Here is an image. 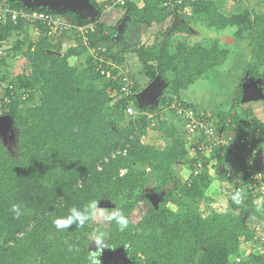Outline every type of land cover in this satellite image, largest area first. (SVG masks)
Returning a JSON list of instances; mask_svg holds the SVG:
<instances>
[{
	"label": "trees",
	"instance_id": "obj_1",
	"mask_svg": "<svg viewBox=\"0 0 264 264\" xmlns=\"http://www.w3.org/2000/svg\"><path fill=\"white\" fill-rule=\"evenodd\" d=\"M88 1L102 11L99 0ZM161 1L129 2L117 9L136 25L150 27L170 16L181 18V10L193 22L202 17L210 28H234L238 38L247 33L250 58L244 73L264 79V0L260 13L246 6L230 14L221 12L214 0H186L170 9L162 7ZM0 6L49 14L73 26L92 21L72 10L57 13L49 5L30 6L22 0H0ZM5 14L0 23V116H8L11 134L0 132V264H87L93 226L76 229L73 225L59 232L52 222L67 215L69 208H82L93 199L114 205L128 217L138 203L146 202L142 216L130 220L125 232H119L114 223L108 225L109 248L104 250L121 251L125 264H232L241 255L242 245L259 250L257 225L264 221V213H256L257 225L251 227L252 198L241 206L229 199L240 184L247 191L253 182L252 169L230 170L226 146L207 153L203 144L190 156L193 151L173 106L189 105L201 111L183 101L181 91L223 64L230 54L227 47L217 41L210 45L180 42L171 53L172 36L189 32L187 23L166 29L151 45L124 47L123 52L136 54L143 73L142 80L131 75L134 85L125 95L118 69L103 64L105 72L97 70V61L73 27L62 33L72 34L74 45L61 50L55 43L60 34L49 35L46 22L21 14L13 20L9 12ZM114 29L96 21L95 31L89 34L90 46L120 65L124 60L121 51L112 50L118 44ZM34 30L39 33L36 39ZM4 43L11 47L5 50ZM72 56L81 57L80 64H70ZM15 62L20 72H12ZM158 79L165 82L167 95L161 106L145 105L143 112L129 117L127 104L138 107L137 94ZM33 92L40 100L29 105ZM261 93L264 100V83ZM241 96L239 85L231 109L211 116L217 119L218 130L233 132L232 141L250 139L257 129L259 140L253 142L261 150L264 124L250 107L240 108ZM163 107L168 110L165 116L160 114ZM149 126L163 141L161 148L144 142ZM180 165L192 171L189 179L177 176ZM210 169L225 181L222 187L228 183L232 187L224 190L227 211L203 215L187 208L185 202L203 198L213 180ZM150 183L153 193L161 196L157 202L145 195ZM12 204L21 205L18 218L10 210ZM69 245L73 246L71 252ZM246 259L264 264L259 253Z\"/></svg>",
	"mask_w": 264,
	"mask_h": 264
},
{
	"label": "rangeland",
	"instance_id": "obj_2",
	"mask_svg": "<svg viewBox=\"0 0 264 264\" xmlns=\"http://www.w3.org/2000/svg\"><path fill=\"white\" fill-rule=\"evenodd\" d=\"M86 0H75L72 3H69V6L73 10L82 9L83 7L88 8L89 6L85 5ZM139 0L137 3H140ZM186 1V0H185ZM218 6V9L225 13L230 14L233 12H239L246 6H250L253 8V11L260 13L263 9L261 4V0H214ZM115 10H118L116 7L110 10H100L94 9L92 19L100 20L102 23H109L111 26H116L119 21L122 19L123 12L121 11L120 14L115 13V16L109 17V14ZM58 13L62 12V10L55 9ZM182 13V17L178 18L177 16L173 17L170 16L168 19L163 21L159 24H154L153 26L147 27L145 25H136L131 22L130 19H126V23H128V28L123 34V32H119L117 34L116 39L118 40V44L115 45L112 50L113 51H121L122 59L123 60V68L128 70V72L134 76L136 79L139 75L143 76L142 73V64L138 62L136 59V54L131 53L129 51L123 52L124 47H138L141 45H151L160 38V34L168 29H172L178 23H187L189 32L179 33L171 38L170 42V51L174 53L176 50V45L180 42L194 44L195 42H200L205 45H210L214 41H217L221 46L227 47L230 51L229 57L227 60L215 68L211 69L207 75L203 78L197 79L193 84H191L188 88L181 91V99L185 101L187 104H192L197 107L198 110H201L204 113H209L212 115H218L219 111H227L230 110L232 107V103L235 97V92L237 87L240 85L241 87V101H240V108L249 107L248 103L254 102L255 109L258 110L259 116L264 119V100L260 98V96L255 99L257 95L261 93V85L264 83L263 78H253L244 73V67L247 64V61L250 58L249 54V47H248V40H247V33L243 35L241 38H238L233 35L234 28H226V29H215L206 26L205 20L200 17L197 18L196 21H192L188 18V15L180 10ZM105 14L107 17H104ZM123 18V19H124ZM106 23V24H107ZM4 49L10 48V43H4ZM4 50V51H5ZM123 50V51H122ZM132 64H131V63ZM16 63V64H15ZM14 63V68L12 69L14 73L20 72L19 64L17 62ZM78 64V63H74ZM141 64V66H140ZM130 68H133L131 70ZM145 83V82H144ZM165 82L161 79L155 82L154 91L153 93H148L147 95H142L140 92L137 94V100L139 101V106L135 107V111L137 114H140L141 107L148 105L153 109L157 108L159 105L161 106V99L166 97L167 95L164 93ZM1 91V88H0ZM33 100L29 103V105H33L39 102L40 98L39 95L33 92ZM262 100V101H260ZM245 104L247 106H245ZM258 105V106H256ZM254 109V106L251 105ZM163 107V111L160 114L164 113V116L168 114V110ZM135 113V114H136ZM157 113V112H155ZM133 116H129L133 118ZM149 117H152V114H148ZM127 117L126 119H130ZM176 120V119H175ZM177 121V120H176ZM147 130L146 136H148L147 142L151 145L156 146L157 148H161L163 146V141L159 140L156 136V130L151 128ZM0 132L3 136H7L11 134V130L9 127V118L8 116H0ZM222 133V132H221ZM223 134V133H222ZM227 136V134H226ZM228 137V136H227ZM145 140V139H144ZM145 142V141H144ZM191 145L194 147V151L190 152V156H193L192 153H197L198 151V144L196 141H191ZM190 145V146H191ZM189 146V147H190ZM207 149V148H206ZM211 150L207 149V153ZM229 169H239L242 167L241 161L242 158H236L235 154H229ZM263 167V166H262ZM264 169V167H263ZM177 176L183 180L189 179L192 171L183 165L177 166L176 168ZM211 175L213 176V180L211 184L204 190V196L202 199L195 200V201H186V207L190 209L197 210L201 212L203 215H210L216 212H225L228 210V203L224 196L225 188H231L232 185L228 183L227 186L222 187L221 183L225 181H220L217 179L216 174L211 169L209 170ZM232 176L235 177L232 173ZM152 183V182H151ZM151 183L146 187V197L150 200L157 202L161 196L158 194H154L152 191ZM169 187V186H168ZM146 202L138 203L134 210L130 214V220L136 221L138 220L145 208L147 207ZM98 207L105 210V213L112 211L115 209V206L110 203L100 202L98 203ZM173 209L176 208L175 205H172ZM256 213L253 211V215L251 214L248 219V224L252 227L257 225V217ZM261 221L258 222L260 224ZM94 230L104 231L107 237V230L109 223L104 221L101 218H97V220L90 223ZM260 227L261 225H257ZM88 248L91 251L96 250V245L94 242H91V237L89 235ZM251 255H255L258 252L255 250H250L249 247L242 245L240 249V256L243 258L244 255L250 253ZM234 259V258H233ZM102 264H125L127 261L125 260L123 254L119 250L110 251L104 250L102 252ZM247 264H253V262H248Z\"/></svg>",
	"mask_w": 264,
	"mask_h": 264
},
{
	"label": "built area",
	"instance_id": "obj_3",
	"mask_svg": "<svg viewBox=\"0 0 264 264\" xmlns=\"http://www.w3.org/2000/svg\"><path fill=\"white\" fill-rule=\"evenodd\" d=\"M103 9L109 10L114 7L123 6L129 2H138L139 0H100ZM185 0H163L161 1V6L167 9L178 7L182 4ZM5 12H9L10 16L13 20L17 18L18 14L27 17H34L39 19L40 21H44L49 25L48 34H63L62 32L68 30L69 28L74 29L78 36L81 38V43L87 47L88 52L92 55L94 60L97 61L96 69L99 70L101 73H104L103 64H106L111 67V69L117 68L118 69V78L122 82L121 91L125 95H129L132 91V87L134 85V79L132 78L131 74L128 70L123 68V65H117L112 62V59L105 58V55L99 53V48H95L90 46V38L89 34L94 32L96 29V21H91L86 23L85 25H76L73 26L72 22L67 20H59L49 14L44 13H37V12H17L9 10L8 7L3 8L0 6V23L4 22L5 20ZM3 48L0 47V54H2ZM174 110L176 112V116L180 119V123L182 124V128L184 129L187 139L189 142V146L191 145V141H196L198 144V150L200 146L204 144L205 149L211 150L212 148L218 147H227L229 148V154H235L236 158H242L241 164L242 167L239 171H249L251 170L250 179H252V183L249 185L247 191L242 187L240 184L236 191H240L244 196V202L246 203L249 197H251L252 205L254 206L255 212H262L264 213V169L257 164V157L261 155V150L255 147L253 140H259L258 130L256 129V133L252 138L242 137L239 140H233V132L232 131H220L216 127L217 119H214L213 116L209 113H202V111H195L191 106H181V105H173ZM125 113L128 116L135 115L136 111L131 104H127ZM223 134H222V133ZM252 133V132H251ZM227 134V136H226ZM251 135V134H250ZM200 139V140H199ZM191 151H194L193 145L190 147ZM198 171L195 170L194 174H197ZM241 173V172H240ZM261 226L258 229V245L259 250L253 249L257 251L259 254L263 255L264 257V221H262ZM249 247L250 245H247ZM251 254L247 253V255ZM245 255V257H247ZM248 261L244 257L237 256L234 258L232 264H247Z\"/></svg>",
	"mask_w": 264,
	"mask_h": 264
},
{
	"label": "clouds",
	"instance_id": "obj_4",
	"mask_svg": "<svg viewBox=\"0 0 264 264\" xmlns=\"http://www.w3.org/2000/svg\"><path fill=\"white\" fill-rule=\"evenodd\" d=\"M99 5L103 10V5L100 0ZM91 20L100 21L96 19ZM229 199L236 206H241L244 202V196L240 191L232 192ZM98 202L99 200L93 199L82 208L75 206L69 208L67 215L58 216L53 220V227L59 232L67 231L70 226L73 225L76 226V229H83L86 225L97 220L99 217L108 223H114L119 232H125L129 229L130 218L121 209L115 208L112 211L105 213L104 209L98 207ZM10 210L17 218L22 214L21 205L19 204H12ZM90 237L91 242H94L96 245V250L88 251L87 264H102L100 256L105 248H109L106 241V233L104 231L96 230L90 234ZM125 246L127 247V245ZM67 250L69 252L73 251V246L69 245Z\"/></svg>",
	"mask_w": 264,
	"mask_h": 264
},
{
	"label": "crops",
	"instance_id": "obj_5",
	"mask_svg": "<svg viewBox=\"0 0 264 264\" xmlns=\"http://www.w3.org/2000/svg\"><path fill=\"white\" fill-rule=\"evenodd\" d=\"M85 5H87V6H89V7H88V8L83 7L82 9H78V10H73L72 8H67L66 10H72V11L76 12L77 14H79V15L85 17V18L92 19L93 17H91V16H93V13H94V9H95V8H94L93 6H91V4L89 3L88 0L85 1ZM96 9H97V8H96ZM120 12H121V10H119V11H118V10H115V11H113V12H111V13L109 14V17L112 16V18H113V17L115 16V13L120 14ZM122 12H123V11H122ZM104 17H107V15L105 14ZM105 22L107 23V21H105ZM103 23H104V22H103ZM106 23H105V24H106ZM107 25H108V23H107ZM109 25L111 26L110 23H109ZM124 33H125V32H123V34H124ZM32 34H33V35H32L33 39H36V38L39 36V33H38V31H36V30H34ZM55 43L57 44V48H58V49L63 50V49H65V48H67L68 46H72V45H74V38H73L72 34H60V35H58V36L55 37ZM136 59H137V56H136ZM68 61H69L70 64L77 66V65L80 64V62L82 61V58H81V57H74V56H72V57H70V58L68 59ZM138 62H139V61H138ZM74 63H78V64L76 65V64H74ZM130 63H131V62H130ZM131 64H132V63H131ZM140 66H141V64H140ZM141 68H142V66H141ZM130 69L133 70V68H130ZM137 79H138V80H139V79L142 80V76L139 75V77H138ZM180 95H181V94H180ZM254 104H256V103L251 102V103H248V106L253 110V114H254V116L264 124V119H262V118L259 116V114H258V110L255 109L256 107H255ZM251 105L254 106V109H253V107H252ZM245 106H247V105L245 104ZM256 106H258V105H256ZM144 139H145V140H144ZM147 139H148V136H146V137L143 138V140H144L145 142H147ZM256 161H257V164H258L260 167H262V166L264 167V142H263V144H262L261 155H259V156L257 157ZM263 167H262V168H263ZM240 169H241V168L236 169V170L239 171ZM244 258L246 259L245 255H244Z\"/></svg>",
	"mask_w": 264,
	"mask_h": 264
},
{
	"label": "water",
	"instance_id": "obj_6",
	"mask_svg": "<svg viewBox=\"0 0 264 264\" xmlns=\"http://www.w3.org/2000/svg\"><path fill=\"white\" fill-rule=\"evenodd\" d=\"M25 4L30 5V6H35V5H49L50 7H53L54 4H56L57 0H22ZM65 6H68V8H71V6L66 5L65 1L64 2H60L59 7L63 8V10H65ZM54 8V7H53ZM55 9V8H54ZM59 10V9H58ZM126 19H129V16H126ZM125 23V18L121 21V23L115 28V30L113 31V37L116 38L117 34L119 32H121L123 26ZM154 85H155V80L150 82L143 90L140 91V94L142 95H147L148 93H153V89H154ZM260 96V98H263V95H257L256 97H254L255 99H257Z\"/></svg>",
	"mask_w": 264,
	"mask_h": 264
},
{
	"label": "flooded vegetation",
	"instance_id": "obj_7",
	"mask_svg": "<svg viewBox=\"0 0 264 264\" xmlns=\"http://www.w3.org/2000/svg\"><path fill=\"white\" fill-rule=\"evenodd\" d=\"M61 1H62V2L65 1L66 5H69V3H72V2L75 1V0H57V1H56V4L53 5V7H54L55 9H59V10L65 11V10L68 8V6H65V10H63L64 7H63V8L59 7ZM123 18H124V17H122V19H121V20L119 21V23L115 26V28L121 23V21L123 20ZM127 28H128V23H126V21H125L124 26H123L121 32H125V31L127 30Z\"/></svg>",
	"mask_w": 264,
	"mask_h": 264
}]
</instances>
